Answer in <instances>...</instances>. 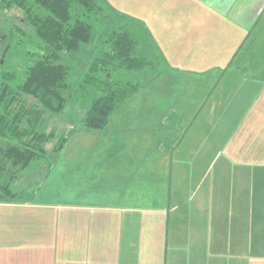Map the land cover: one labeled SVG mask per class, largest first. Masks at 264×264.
<instances>
[{"label": "crops", "instance_id": "crops-1", "mask_svg": "<svg viewBox=\"0 0 264 264\" xmlns=\"http://www.w3.org/2000/svg\"><path fill=\"white\" fill-rule=\"evenodd\" d=\"M175 1L160 0L161 4L155 5L153 0L148 9L151 19L164 23L159 27L180 30L172 35L180 37L170 40H181L184 31L194 30L202 22L201 15L196 14L203 12L221 19L209 28L210 33L218 31L216 41L222 31L228 35L229 31H245L256 23L264 5V0H177L185 9H178L179 16L174 18ZM129 22L142 30L152 25L139 20ZM203 29L207 28L197 30ZM140 47L151 59L143 52L141 42ZM239 68L221 75L215 69L213 77L201 76L205 78L201 84L204 86L195 88L199 94L191 98L192 103L203 107L200 117L194 120L200 123L193 134L188 135L193 124L180 138L167 137L165 129L155 138L151 131L137 140L150 147L146 154L78 152L72 157L73 173L66 182H76L67 189H80L82 193L67 198L65 203L46 204L41 199L44 185L32 198L0 203V264H92L90 256L83 263L86 255L101 260L103 254L108 260L110 255L121 253V238H138L139 219H129L124 236V220L119 216L138 211L140 204L146 205L141 210L161 214L164 230L168 212L195 206V212L202 213L194 220L186 217L190 231L182 233L180 229L178 242L172 238L174 244L181 245V254H195L198 259L179 264H264V71ZM151 74L154 79L159 76L154 70ZM168 116L164 114L162 121ZM154 158L162 172L155 170ZM104 184L115 186L113 194L104 192L110 189ZM121 205L124 210H117ZM169 206L166 213L165 207ZM176 220L180 223L182 218ZM164 230L157 259L148 264H178L170 261ZM148 250L152 251L150 247ZM206 253L227 254L230 261L207 262Z\"/></svg>", "mask_w": 264, "mask_h": 264}, {"label": "trees", "instance_id": "trees-1", "mask_svg": "<svg viewBox=\"0 0 264 264\" xmlns=\"http://www.w3.org/2000/svg\"><path fill=\"white\" fill-rule=\"evenodd\" d=\"M117 22L100 0H0V203L24 200L16 196L50 171L66 142L46 131L51 116L103 130L141 91L155 66L134 28Z\"/></svg>", "mask_w": 264, "mask_h": 264}, {"label": "rangeland", "instance_id": "rangeland-1", "mask_svg": "<svg viewBox=\"0 0 264 264\" xmlns=\"http://www.w3.org/2000/svg\"><path fill=\"white\" fill-rule=\"evenodd\" d=\"M100 2L106 8L108 14L119 18L117 24H128L138 33L142 43V50L150 55L151 59L149 61H152L155 66L154 72L159 74V76L154 79L151 72L141 76L139 79L143 85L141 91L112 114L103 130L86 129L82 126L77 128L70 125L64 126L67 120H65L66 115L57 114L51 116L47 122L46 131L52 130V133L57 131L55 142L57 140L60 141L62 138H65L66 142L52 162L51 174L46 179L41 176L35 177V180L29 186L26 185L24 191L19 196L17 195L16 199L30 198L29 194L26 195V192L29 191L30 187L34 188L37 185L39 186L37 190L44 185L41 199L46 201V204L55 206L65 203L67 198L77 197L78 194L82 193V190H68L67 186H73L76 182L68 184L66 180L73 173L70 165L72 157L78 152H89L94 155V152H99L100 150H110V152L114 153L134 152L137 154L139 152L146 154L148 151L150 152V147L140 142L138 143V141H141L146 134L149 135L151 131H153L155 138L156 133L162 136L164 129L167 137L175 138L179 136L180 138L185 130H189L193 124L194 128L188 132V135H191L194 133L195 127L200 123V121L194 120L197 116L200 117V113L203 110V107L191 101V98H197V94H199L195 88L204 86L201 84L205 81V78L202 79L201 76L213 77L217 73L214 71L215 69L221 75L226 70L233 71L232 69H240L239 67L243 66L264 71V5H262L260 13L257 14L254 25L245 31H229L232 37L230 34L228 35V32H220L218 39L220 43L217 44L216 35L218 31L210 33L209 29L212 23L215 22L217 24L221 21L216 14L197 13V16L200 17L201 15L202 22L197 27L195 25L193 27L194 30L184 31L187 34L182 33L181 40H170V37H180V34L172 36L174 33L180 32V30H173L168 26L166 28L163 26L159 27L158 25L164 23L159 24L151 19V13L148 12V9L153 6V0H100ZM161 3H163V0H161ZM161 3L160 0H155V5ZM173 6H175L176 14L174 18H178V9L181 11L185 7L183 4H178L177 0ZM144 18L147 22L144 21ZM129 20H139L152 25L151 27L145 25V30H142L134 27ZM203 22L206 25H203ZM200 27L207 29L197 30ZM87 50L88 48L76 54L75 59L78 67L84 64L86 55H88ZM164 114L166 116L170 114V116L165 117L162 121ZM178 143L179 141H175L176 145ZM184 144L185 142L181 144L180 148ZM50 146V143L46 145L47 149ZM138 159L141 158L139 157ZM156 160L157 158L152 160L155 161V170L162 172V170L158 169ZM119 167H122V164ZM115 171L120 174L127 172L126 168L122 169V172ZM159 176L157 175L156 178ZM104 185L110 187L109 190L104 192H108L109 196L113 194L115 186ZM168 186L169 183L167 188ZM100 192H103V190L100 189ZM103 197H105L104 199L107 198L105 193ZM183 202H186V200ZM140 207H146V205L140 204L138 211L119 216L124 220L122 227V231L126 230L123 231L124 236H126L130 227L129 219H139L137 239L131 237L121 238V253L119 255H110L108 260H105L104 254L101 256V260L93 258L94 255H86L83 263L88 262L89 256V262H92V264H134V261H136L135 264H148L156 261L158 252L161 249V235L164 230L163 223L160 221L161 214L147 209L141 210ZM166 207L165 211L167 213L171 206L167 209ZM118 208H121L117 209L119 211L124 210L122 205ZM195 208V206H184L176 213L170 214L168 212V216L166 215L165 217V248L167 247L168 250H171L169 254L171 262L174 261L179 264V261L194 262L198 260L195 254H191L190 257L189 254H181L179 249L181 245L174 244L172 241L173 238L178 242V231L180 229L182 233L190 231V224L185 221L186 217L192 216L194 220L198 215L201 216L202 213H196ZM159 210L163 212L161 211L162 209ZM179 217L182 218L180 223L179 220H176ZM132 230L135 232L134 228ZM207 230H210V224H208ZM148 247L152 251H149ZM202 256L200 255V257ZM205 258L207 262L227 263L230 261V255L227 254L212 255L211 253H206ZM252 260L256 261L257 259L252 258Z\"/></svg>", "mask_w": 264, "mask_h": 264}, {"label": "water", "instance_id": "water-1", "mask_svg": "<svg viewBox=\"0 0 264 264\" xmlns=\"http://www.w3.org/2000/svg\"><path fill=\"white\" fill-rule=\"evenodd\" d=\"M8 48H9V46H7V47L5 48V52L8 50Z\"/></svg>", "mask_w": 264, "mask_h": 264}]
</instances>
